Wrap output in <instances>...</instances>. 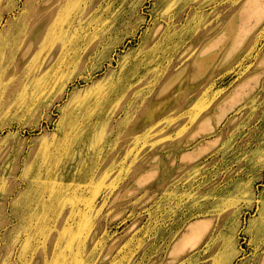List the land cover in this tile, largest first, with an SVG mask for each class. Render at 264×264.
<instances>
[{"label": "rangeland", "instance_id": "rangeland-1", "mask_svg": "<svg viewBox=\"0 0 264 264\" xmlns=\"http://www.w3.org/2000/svg\"><path fill=\"white\" fill-rule=\"evenodd\" d=\"M0 264H264V0H0Z\"/></svg>", "mask_w": 264, "mask_h": 264}, {"label": "crops", "instance_id": "crops-1", "mask_svg": "<svg viewBox=\"0 0 264 264\" xmlns=\"http://www.w3.org/2000/svg\"><path fill=\"white\" fill-rule=\"evenodd\" d=\"M196 222H197V221H196ZM202 236H203V235H202ZM179 239H180V238H179ZM200 239H201V238H200ZM200 239H199V240H200ZM176 242H177V241H176ZM170 261H171V260H170ZM173 261H174V260H173Z\"/></svg>", "mask_w": 264, "mask_h": 264}]
</instances>
